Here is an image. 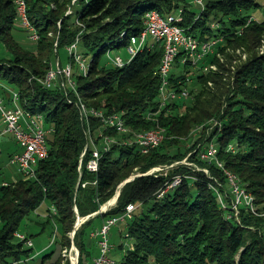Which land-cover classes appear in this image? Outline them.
I'll return each mask as SVG.
<instances>
[{"label":"trees","instance_id":"obj_1","mask_svg":"<svg viewBox=\"0 0 264 264\" xmlns=\"http://www.w3.org/2000/svg\"><path fill=\"white\" fill-rule=\"evenodd\" d=\"M263 7L264 0H204L197 13L188 0H26L28 21L38 35L35 45L26 47L13 36L14 0H0V48L7 53L0 56V80L18 92L25 111L40 113L51 128L48 155L38 162L36 177L0 186V264L34 258V245L15 233L44 202L49 208L41 228L54 223L58 250L43 254L38 264H71L63 256L71 243L79 264H85L95 253L91 234L129 204L136 206L124 222L129 244L115 264H264V20L249 15ZM152 9L162 17L181 16L177 24L201 41L223 38V46L199 66L183 51L177 56L169 80L177 90L188 88L189 95L162 108L159 43L149 41L121 68L106 55L127 48ZM75 42L76 54L89 65L86 74L68 50ZM68 65L73 87L61 73L51 87L42 84L50 71ZM81 104L121 114L129 131L119 134L93 115L86 119ZM153 128L165 138L148 153L130 143L135 132ZM88 131L98 149L99 133L116 139L100 151L95 173L87 168ZM210 144L222 166L200 157ZM185 159L191 165L182 163ZM160 166L169 168L146 174ZM227 172L253 198L255 211L243 204L236 215ZM177 177L181 183L167 190ZM119 187L116 203L98 212ZM94 213L76 228L78 217Z\"/></svg>","mask_w":264,"mask_h":264},{"label":"built area","instance_id":"obj_2","mask_svg":"<svg viewBox=\"0 0 264 264\" xmlns=\"http://www.w3.org/2000/svg\"><path fill=\"white\" fill-rule=\"evenodd\" d=\"M21 1L23 0H14L17 7V20L20 24L29 31V38L32 41H36V32L33 27L26 25V20L24 18L23 9H21ZM197 4L201 6V9H204V0H195ZM181 16L178 15H169L167 20H160L155 17V14H148L144 17V29L132 40L131 43L127 46L128 54L131 57L132 52L136 51V45L141 41L142 38L158 37V43L162 46L163 52H167V59H164L163 71H160L161 75V85L159 88V96L161 101V108L167 104H170L174 101L180 100L183 96L189 95L188 88H182L177 90L171 86L170 73L173 68V64L177 56L183 51L185 56L188 59L193 60L194 66L201 61H205L208 56L216 54V49L220 46H223V38L208 39L206 41H201L198 38H195L191 35L186 34V31H181V27L177 24L181 21ZM75 45V59L78 64V69L82 72V64L85 63V59L76 54L77 43ZM108 55V62L114 67L123 66V62L127 59H123L120 55L112 57L111 52ZM187 58L183 59V62ZM59 63L57 62V66ZM208 65L203 64L202 69L206 71ZM61 73L64 74L67 79L68 85H70V76L64 72V69L57 67L56 70H53L52 77L50 78V84L45 85L46 87H51L57 75ZM11 106L5 105L3 99H0V118L5 125V128L2 133H10L15 138L16 142L19 144L21 151L19 153H14L9 159V163L16 166L17 169L22 173L25 179H31L36 177V167L41 158H44V145L47 144V135L50 133L51 128L45 125V121L42 115H31V113L25 111L20 105V98L17 91L11 92ZM89 115H93L99 118L105 125L116 124V130L120 133L126 134L127 132L123 131V118H116L115 115H105L102 111H89ZM89 115H84L88 119ZM89 142L92 146V159L89 161L87 168L89 171L96 172V166H98V157L100 151H108L110 144L112 142L106 141V136L103 133H99V137H102L103 143L101 149H98L95 142L94 136L91 132H87ZM158 136L145 135V136H133L130 140V143L135 144L141 151L146 149L147 142H151L156 139ZM126 143V141H124ZM129 143V142H128ZM129 143V144H130ZM212 146H209L207 150L200 156L203 159L208 160V155H212ZM188 165L190 163L186 162V159L182 162ZM178 164V163H176ZM174 164V165H176ZM221 166V163H218ZM172 165V166H174ZM169 167H155L149 170L146 174H154L164 171ZM206 173L207 170L203 169ZM181 179L177 177L175 181L167 187L169 190L171 187L175 186L176 180ZM230 182L233 185V192L235 194V201L233 202V209L238 215L239 207L245 204V196H238L237 186L234 184L233 178L229 176ZM246 195V194H244ZM107 209H104L106 211ZM136 206L129 204L125 212L119 216H114L106 219L100 228L92 233L93 238H97L99 253L91 260L85 262V264H113L110 253L113 249V244L110 242V231L113 226H117L121 222H125L127 219L131 218ZM55 213V212H54ZM16 238L20 241H25L26 245L29 247L33 246L31 239H27L25 234L16 232ZM54 239V237H53ZM79 252L73 247L72 255H70L71 264H79Z\"/></svg>","mask_w":264,"mask_h":264},{"label":"rangeland","instance_id":"obj_3","mask_svg":"<svg viewBox=\"0 0 264 264\" xmlns=\"http://www.w3.org/2000/svg\"><path fill=\"white\" fill-rule=\"evenodd\" d=\"M188 2L190 3V5L192 6L194 11H196L197 13L200 12L201 6L199 4H197L195 2V0H188ZM249 15L255 19L260 20V21L264 20V7L262 9L261 8L260 9H258V8L252 9L249 12ZM29 35H30L29 32L20 24V22L18 20H16L14 25H13V36H14V38L20 44H22L26 47H33L35 45V42H33L29 38ZM149 39H151V38H149ZM0 50H1L0 51L1 57L3 55L7 54V53H5L4 48L1 47ZM260 50L264 51V43H263L262 47H260ZM116 54L120 55L123 59H128L130 57L126 48H122L121 50H116V51L111 52L112 57L116 56ZM241 57L243 59H245L246 55L244 53H241ZM62 60L65 63L66 60H65L64 56L62 57ZM107 60H108V55H107ZM236 60H238V58ZM8 87H11L8 82H6L5 80H0V96H1L0 99L5 97V96H9V95L11 96V93H10L11 91H9ZM4 157L7 158V153H6V155H4ZM6 158L3 159L4 162L2 165H0V169L3 171L2 173L5 176H8L11 173V171H16L17 167L10 164ZM47 206H49L48 202H44L43 205L35 213H32L30 216H28L27 218H25L22 221L21 226L18 230L19 233H22L25 235H29V234L33 235L31 240H32L33 245H34L32 248L34 249L35 256L32 260L28 261V263H26V264H38L40 261V257L43 254H46L47 252H51L53 250H58L57 245L54 244V241H53V235H54V230H55V227L53 226L54 223H53V225H47L43 231L41 228L42 222H44L46 217L48 216V213L45 210V208H47ZM102 207L104 209H106L107 203L105 205H103ZM51 211H52V213H54L53 208L51 209ZM89 217L90 216H87L86 218H89ZM83 218H81V219H83ZM124 225H125V223L121 222L117 226H113L111 228V231L109 234L110 235V242L113 244V249L110 253V257L114 260H119L122 257V254H123L122 252L128 247L127 245L129 244V241L127 239L128 238L127 231L124 235H121V236L116 235L118 229L121 226L123 227ZM72 232H74L73 235L71 236L73 238V236L75 235V230ZM72 232L70 234H72ZM121 245L124 247L121 248ZM72 247L77 249V246L75 244L71 243V246L66 248L68 250V252L72 249ZM114 252H120V253L114 254ZM63 256H64V254H63ZM65 258L68 259V256H65Z\"/></svg>","mask_w":264,"mask_h":264},{"label":"bare ground","instance_id":"obj_4","mask_svg":"<svg viewBox=\"0 0 264 264\" xmlns=\"http://www.w3.org/2000/svg\"><path fill=\"white\" fill-rule=\"evenodd\" d=\"M21 9H23V12H24V18H25V20H26V25H30V23H29V21H28V18H27V14H26V0H23V1H21ZM16 11H17V7H16ZM148 14H155V17H157L158 19H160V20H167V17H162L161 15H160V13H158V11L157 10H154V9H152V10H148L146 13H145V15H144V17H146V15H148ZM31 26V25H30ZM181 31H184L183 29H182V27H181ZM139 35V34H138ZM138 35H133V36H131L130 37V41H129V43H131L132 42V40L133 39H135L136 38V36H138ZM152 40H153V42H156V43H158V37H150ZM38 39V35H37V33H36V40ZM149 38H142L141 39V41H139V43H137V45H136V51L135 52H132V53H130L131 54V57H129L125 62H123V66L126 64V63H129L131 60H132V58L138 53V52H140V51H143V49L145 48V46L148 44V40ZM147 47V46H146ZM68 50H69V52L71 53V52H75V45L74 44H72L69 48H68ZM162 60H161V63H160V65H159V73H160V71H163V65H164V59H167V52H163V55H162V58H161ZM88 67H89V65L85 62V63H83L82 64V72L84 73V74H86L87 73V70H88ZM122 67V66H121ZM209 69H212V70H216L217 69V66L216 65H210L209 66ZM207 70H208V68H207ZM52 72L53 71H50L48 74H47V76L45 77V79H44V81H43V83L42 84H44V85H48V84H50L49 82H50V78L52 77ZM64 72H66V74L67 75H69L70 77H71V68H70V66L68 65V66H66L65 68H64ZM72 81H71V79H70V86H72L73 85V83H71ZM73 87V86H72ZM183 97H186V96H183ZM80 108V110H81V113L83 114V115H89V111H96V110H93V108L92 109H87L83 104H81L80 106H79ZM31 115H41L40 113L39 114H31ZM116 118H122L121 117V114H116ZM109 127H112V128H114V129H116V124H109ZM123 131L124 132H128L129 131V129L126 127V125H125V123L123 124ZM163 130H161V129H158V128H153V129H151V130H148V131H140V132H135V136H145V135H148V134H150V135H153V136H158L156 139H154V140H152L151 142H147V144H146V149H144V150H142V153H148V151L149 150H152L153 148H155V147H157L158 145H160V143L163 141V139L165 138V135H164V132H162ZM132 132V131H131ZM106 141H109V142H115L116 141V139L114 138V137H110V136H107L106 135ZM210 146H212V151H213V153H212V155H208V160L209 161H215V162H217V163H220V162H218V160H217V158H216V154H217V148L215 147V145H211L210 144ZM101 154V153H100ZM47 155H48V148H47V144H45L44 145V158H41V160L42 159H45L46 157H47ZM99 159H100V155H99V157H98V161H99ZM209 161H208V163H209ZM221 166H222V164H221ZM98 169H99V162H98V166H96V171H98ZM228 171V170H227ZM227 175L228 176H231V178H233V182H234V184H236V186H237V191H238V196H245V206L246 207H248L249 209H251L252 211H255L254 210V204H253V198L250 196V195H248L245 191H244V189H242V188H240V186H239V184H237V181H238V179H237V177L235 176V175H233V174H231V173H229V172H227ZM181 183V179H177L176 180V184H175V186H173V187H171V188H174V187H176V186H178L179 184ZM170 188V189H171ZM244 194H246V195H244ZM73 233L74 232H72V234H71V236L73 235ZM129 238V237H128ZM72 252H73V247H72V249L68 252V250L67 249H64V251H63V254H64V257L65 256H68V259H70V255H72ZM112 263L113 264H115L116 263V260H114V259H112Z\"/></svg>","mask_w":264,"mask_h":264},{"label":"crops","instance_id":"obj_5","mask_svg":"<svg viewBox=\"0 0 264 264\" xmlns=\"http://www.w3.org/2000/svg\"><path fill=\"white\" fill-rule=\"evenodd\" d=\"M149 41H152V39H149ZM8 89L11 92L15 91L12 87H8ZM1 99H3L5 105L11 106V99L12 98L10 97V95L9 96H5V97H3ZM4 128H5V125H4V123L2 122V120L0 118V165L3 164V162H4L3 159L6 158V157H4V155H6V153H7V158L6 159L9 162L10 157L12 155H14V153L16 154V153H19L21 151V148H20L19 144L16 142L15 138H13L12 134H10V133H6V134L2 133ZM2 172L3 171L0 169V186L1 185H7L9 183H14V182L18 181L19 179H25L23 177L22 173L18 169L16 171H11V173L8 176H5ZM112 199H114V198H112ZM116 201L117 200H113L111 203L109 201V204H107L106 209L110 208V206H113L116 203ZM48 208H49V206H47V208H45V210L48 209ZM90 217H91V215H90ZM125 233H126V227H124V226L122 227L121 226L118 229L116 235L117 236L118 235L121 236V235H124ZM91 237H92V234H91ZM91 239L95 241V246H94L95 253L93 255V257H95L99 253L98 240H97V238H93V237ZM117 253H120V252H114V254H117Z\"/></svg>","mask_w":264,"mask_h":264},{"label":"water","instance_id":"obj_6","mask_svg":"<svg viewBox=\"0 0 264 264\" xmlns=\"http://www.w3.org/2000/svg\"><path fill=\"white\" fill-rule=\"evenodd\" d=\"M135 178V176H132V177H130L128 180H126V181H124L123 183H122V185H120L121 187L125 184V183H127V182H129V181H131V180H133ZM121 187H119V190L117 191V193H116V195L114 196V199H112V200H109L110 202H112L113 200H117V198H118V196H119V194H120V188ZM107 204H109V202L107 203ZM104 211V208L102 207L98 212H103ZM97 212V213H98ZM96 213H94V214H92V215H95ZM91 215V216H92ZM88 218H83V219H81V218H79L78 217V221H77V224H76V228H78L80 225H81V223H83L85 220H87ZM74 237V236H73Z\"/></svg>","mask_w":264,"mask_h":264}]
</instances>
